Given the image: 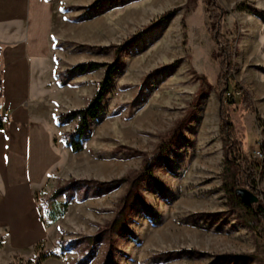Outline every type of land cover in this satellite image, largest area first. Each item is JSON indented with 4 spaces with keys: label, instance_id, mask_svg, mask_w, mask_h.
Instances as JSON below:
<instances>
[{
    "label": "rangeland",
    "instance_id": "374dc122",
    "mask_svg": "<svg viewBox=\"0 0 264 264\" xmlns=\"http://www.w3.org/2000/svg\"><path fill=\"white\" fill-rule=\"evenodd\" d=\"M215 1L225 10L223 32L238 49L235 79L253 103L240 118L238 111H232V119L240 133H246L245 155L256 163L258 187L264 191V18L247 9L264 12V0ZM206 2L59 0L56 76L61 72L66 79L62 113L87 106L107 66L116 60L115 47L142 35L122 53L120 67L104 92V109L91 120L83 150L73 152L62 141L63 133L73 131L78 119L60 125L53 135L60 160L40 194L45 206L36 205L35 219L40 218L42 233L14 249L5 236L0 237V264H28L40 252L51 255L41 264L77 261L84 252L59 256L60 240L95 235L115 216L128 182L104 194H97L96 184L85 183L77 184L71 195L63 192L55 197L54 192L72 179L111 181L140 171L146 155H152L162 136L191 112L200 94L185 138L168 149L169 161L155 168L164 192L152 182L143 188L159 218L149 219L137 208L130 220L136 238L115 235V262L264 264V221L252 230L223 214L230 205L223 183L225 154L219 128L221 68L214 60L219 44L208 29ZM91 62L103 65L85 73L74 68ZM129 148L146 155L131 154ZM54 207L56 220L46 213ZM29 224V220L24 223ZM106 251L103 240L91 264L101 263Z\"/></svg>",
    "mask_w": 264,
    "mask_h": 264
},
{
    "label": "crops",
    "instance_id": "0c3cea01",
    "mask_svg": "<svg viewBox=\"0 0 264 264\" xmlns=\"http://www.w3.org/2000/svg\"><path fill=\"white\" fill-rule=\"evenodd\" d=\"M58 4L0 0V237L12 249L42 233L36 205L60 160L52 138L66 105L56 76Z\"/></svg>",
    "mask_w": 264,
    "mask_h": 264
},
{
    "label": "trees",
    "instance_id": "16d2710c",
    "mask_svg": "<svg viewBox=\"0 0 264 264\" xmlns=\"http://www.w3.org/2000/svg\"><path fill=\"white\" fill-rule=\"evenodd\" d=\"M247 9L251 14L264 18V12L254 7H247ZM206 11L209 17V32L219 44L218 50L214 54V60L221 68L217 85V89L221 96L219 128L225 154L223 183L230 205L229 210L223 214L231 215L252 230H256L264 221V191L260 190L258 187L256 163L249 160L245 155L246 133H240L232 119V111H238L240 118L252 108L253 103L249 92L235 79V73L238 69L236 61L238 49L236 48V43L230 40L223 32L222 23L225 10L215 0H207ZM141 35L142 33H138L134 35L132 41L129 40L127 43L115 47L116 60L107 66L106 75L100 82L98 91L87 106L58 115V125H64L70 123L73 119H78L76 128L62 135L63 143L73 152H80L83 150L85 134L89 129L91 120L97 118L104 109V92L110 85L115 72L120 67L122 53L130 48L132 43L137 42V40L141 38ZM102 65L103 64L96 62L80 63L74 68L85 73L95 70ZM57 77L61 84L65 83L66 79L63 77V73H58ZM202 95L203 94L199 95L197 102L191 108V112L178 120L173 128L166 135L162 136L160 144L152 155L147 156L142 151L129 148L131 154L146 155L143 168L140 171L133 175L111 181H78L72 179L54 192L53 196L55 197L63 192L71 195L72 190L77 184L85 183V185L96 184L100 190L101 188L103 189L102 192L99 190L97 194H104L118 188L122 183L128 182V187L118 202L115 216L110 222L102 226L95 235H86L71 241H66L64 239L60 240L59 256H64L67 252L71 251L84 252L77 261H70L68 264H91L96 257L97 244L103 240L107 243V251L104 260L99 264H117L115 262L117 249V239L115 235L124 238H136L135 232L130 227V220L132 219L133 212L137 208H140L147 218H159V214L148 202L143 188L145 185L152 182L155 188L164 192L162 179L156 174L155 168L160 162L167 163L169 161L168 149L185 138V130L192 119L194 111L197 109L198 101ZM237 96L241 99L240 103H237ZM228 103H230V106ZM230 108L233 109L231 110ZM241 186L248 187L256 192L260 196L259 202L245 203L236 193L237 187ZM66 205L68 206V203H66ZM64 212L65 210L61 211L60 214ZM51 217L52 220H56L58 215L52 213ZM50 256V254L40 252L35 260L29 261L28 264H41Z\"/></svg>",
    "mask_w": 264,
    "mask_h": 264
},
{
    "label": "water",
    "instance_id": "95a60500",
    "mask_svg": "<svg viewBox=\"0 0 264 264\" xmlns=\"http://www.w3.org/2000/svg\"><path fill=\"white\" fill-rule=\"evenodd\" d=\"M236 193L245 203H255L259 201V197L253 191L246 187L237 188Z\"/></svg>",
    "mask_w": 264,
    "mask_h": 264
},
{
    "label": "built area",
    "instance_id": "2783aa9c",
    "mask_svg": "<svg viewBox=\"0 0 264 264\" xmlns=\"http://www.w3.org/2000/svg\"><path fill=\"white\" fill-rule=\"evenodd\" d=\"M0 119H1V116H0Z\"/></svg>",
    "mask_w": 264,
    "mask_h": 264
}]
</instances>
